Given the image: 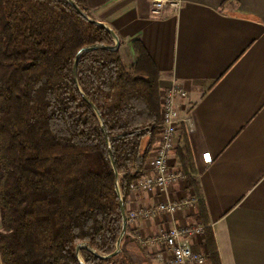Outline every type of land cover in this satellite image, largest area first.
<instances>
[{
  "label": "trees",
  "instance_id": "trees-1",
  "mask_svg": "<svg viewBox=\"0 0 264 264\" xmlns=\"http://www.w3.org/2000/svg\"><path fill=\"white\" fill-rule=\"evenodd\" d=\"M93 17L85 0H73ZM67 0H0V203L4 264H81L77 246L113 253L124 219L105 125L126 201L161 124L159 73L139 41L135 63ZM85 94L99 114L84 98ZM100 115V116H99ZM148 142L144 144V139ZM177 149L212 264H222L184 129ZM124 240V239H123ZM123 243V241H122ZM85 264H131L126 253Z\"/></svg>",
  "mask_w": 264,
  "mask_h": 264
},
{
  "label": "crops",
  "instance_id": "crops-1",
  "mask_svg": "<svg viewBox=\"0 0 264 264\" xmlns=\"http://www.w3.org/2000/svg\"><path fill=\"white\" fill-rule=\"evenodd\" d=\"M85 3L93 18L117 33L128 65L137 59L133 42H140L158 69L161 100L174 83L187 90L179 145L185 129L222 264H264V0H185L177 12L167 5L161 16L152 14L153 0ZM177 149L170 164L182 167ZM188 188L186 180L167 193H130L127 213L184 199ZM197 208L128 223L122 249L130 263L166 264L165 246H149L142 237L203 225ZM191 245L212 264L205 231Z\"/></svg>",
  "mask_w": 264,
  "mask_h": 264
},
{
  "label": "built area",
  "instance_id": "built-area-1",
  "mask_svg": "<svg viewBox=\"0 0 264 264\" xmlns=\"http://www.w3.org/2000/svg\"><path fill=\"white\" fill-rule=\"evenodd\" d=\"M185 0H153L152 14L161 16L169 5L172 10L178 11ZM188 97L187 90L179 83H174L162 92L161 124L157 138V147L152 148L142 173L130 184V193L138 191L167 193L171 186L187 180L185 170L178 165H171L172 154L179 145V132L182 118V101ZM206 163H212L213 157L204 154ZM196 199L185 197L179 201H162L157 205L144 209H133L127 213L128 223L138 218H149L158 213L175 214L187 207H195ZM204 225H179L159 234L142 237V242L156 247L164 245L169 256L166 264H205L206 256L193 249L191 239L203 234ZM164 256L161 258L163 259Z\"/></svg>",
  "mask_w": 264,
  "mask_h": 264
},
{
  "label": "water",
  "instance_id": "water-1",
  "mask_svg": "<svg viewBox=\"0 0 264 264\" xmlns=\"http://www.w3.org/2000/svg\"><path fill=\"white\" fill-rule=\"evenodd\" d=\"M67 1L79 13H81L82 15H84L85 17H87L90 21H92V22H94V23H96V24H98L100 26L105 27L111 33V35L113 36V38L115 39V44L113 46H111V45H93V46H87V47L83 48L78 53V55L76 57V60H75V64H74L75 80H76V82L78 84L77 71H78V63H79L80 56L84 52L91 51V50L97 49L99 47H104V48L111 49V50H117L120 47V38L117 35V33L111 27H109L107 24H105L104 22L99 21V20H97L95 18H92L89 15H87L85 13V11H83L76 2H74L73 0H67ZM83 96L88 101V103L94 108V110L99 114V110H98L97 106L85 94H83ZM102 126H103V130H104V133H105V136H106V140H107L108 146H109V158L111 160V164L113 166V169H114L115 175H116V191H117V194H118L119 200H120L121 210H122L123 219H124V226H123L122 235L119 238L118 243H117V248L111 254L101 255V254L96 253L94 250H92L87 244H85V243L79 244L77 246V254H78V258L80 259L81 264H85L84 260L81 257V253H80V250H81V248L83 246L84 247H87L88 249H91L93 252H95L97 255H99L102 258H111V257L117 256L118 254H120L121 251H122V240H123V238H124V236H125V234L127 232V227H128V218H127V210H126V205H125V199L123 197V193H122V190H121V187H120V182H119L120 181V173H119V171L117 169V166H116L115 158H114V155H113V151H112V148H111L110 139H109V136H108L106 127H105V125L103 123H102Z\"/></svg>",
  "mask_w": 264,
  "mask_h": 264
},
{
  "label": "rangeland",
  "instance_id": "rangeland-1",
  "mask_svg": "<svg viewBox=\"0 0 264 264\" xmlns=\"http://www.w3.org/2000/svg\"><path fill=\"white\" fill-rule=\"evenodd\" d=\"M90 11V10H89ZM91 13V12H90ZM92 15V14H91ZM93 18V17H92ZM148 142V138H145L144 139V144H146ZM187 197L189 198V199H191V198H195L196 199V197H195V194L188 188L187 189ZM197 204H198V200L196 199V204H195V207H197ZM194 207V208H195Z\"/></svg>",
  "mask_w": 264,
  "mask_h": 264
}]
</instances>
